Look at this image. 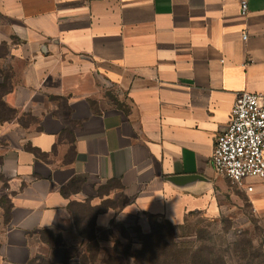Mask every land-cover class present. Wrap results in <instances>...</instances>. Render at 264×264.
Here are the masks:
<instances>
[{
    "label": "crops",
    "instance_id": "obj_1",
    "mask_svg": "<svg viewBox=\"0 0 264 264\" xmlns=\"http://www.w3.org/2000/svg\"><path fill=\"white\" fill-rule=\"evenodd\" d=\"M3 84L0 264H79L69 204L96 183L125 215L224 216L210 160L235 94H264V0H0Z\"/></svg>",
    "mask_w": 264,
    "mask_h": 264
},
{
    "label": "rangeland",
    "instance_id": "obj_2",
    "mask_svg": "<svg viewBox=\"0 0 264 264\" xmlns=\"http://www.w3.org/2000/svg\"><path fill=\"white\" fill-rule=\"evenodd\" d=\"M0 114L9 116L1 103ZM228 185L223 217L210 219L196 213L181 226H173L159 216L123 214L122 197L111 195L118 187L110 183H96L94 196H87L80 204H84L83 208L93 206L98 213L95 230L101 247L111 249L116 240L117 258L122 264L132 261L129 256L141 248L142 242L149 241L146 235L150 233L160 236L169 255L179 254L183 261H187L185 253L190 252L196 256L208 254L212 260L219 256L224 264H264V215L255 211L241 190L229 181ZM79 249L72 251L76 257Z\"/></svg>",
    "mask_w": 264,
    "mask_h": 264
},
{
    "label": "built area",
    "instance_id": "obj_3",
    "mask_svg": "<svg viewBox=\"0 0 264 264\" xmlns=\"http://www.w3.org/2000/svg\"><path fill=\"white\" fill-rule=\"evenodd\" d=\"M239 9L246 15V2ZM210 161L214 172L237 189L251 192L248 181L264 180V94H235L230 120L215 138Z\"/></svg>",
    "mask_w": 264,
    "mask_h": 264
},
{
    "label": "trees",
    "instance_id": "obj_4",
    "mask_svg": "<svg viewBox=\"0 0 264 264\" xmlns=\"http://www.w3.org/2000/svg\"><path fill=\"white\" fill-rule=\"evenodd\" d=\"M5 91L6 85L3 84L2 86H0V95ZM0 103L3 108L8 111L1 100ZM79 183L80 180H74L71 183L70 188L75 189L76 187L77 189ZM83 206L84 204H80V202L78 201H73L69 204L72 225L83 242L82 247L79 249V264H96L97 262L101 264H122L117 258L119 254L117 249V241L115 240L114 245L111 249H104L103 247H101L99 237L95 230V220L98 216V213L94 212L95 209H93V206H88L86 208H83ZM146 237L149 241L142 242L141 248L139 250H135L129 256L132 260L129 264H212L211 262H213L214 264H224V260L219 256L215 260H212L208 256V254L196 256L195 254L190 252L188 255L187 252L185 253L187 261H183L179 258V254L176 255L174 253H170L169 255V253H167L168 250H166L160 236H157L155 234L151 235L150 233L146 235ZM48 244L55 246L59 245L57 241H55L54 243L48 242ZM27 264L56 263L45 258H34L29 260Z\"/></svg>",
    "mask_w": 264,
    "mask_h": 264
}]
</instances>
